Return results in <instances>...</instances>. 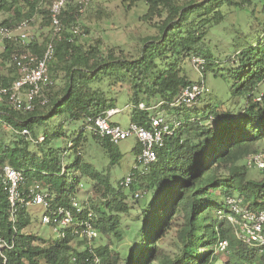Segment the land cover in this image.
I'll return each instance as SVG.
<instances>
[{
	"label": "trees",
	"instance_id": "obj_1",
	"mask_svg": "<svg viewBox=\"0 0 264 264\" xmlns=\"http://www.w3.org/2000/svg\"><path fill=\"white\" fill-rule=\"evenodd\" d=\"M143 1L147 8L143 22L155 33L139 39L135 55L79 44L71 31L79 5L67 3L60 16L62 31L54 37L52 85L28 111L15 109L0 97V168L10 165L22 172L21 191L38 184L49 193L52 204L73 212L80 209L64 237L26 232L32 221L30 209L18 206L14 221L9 219L0 176V239L7 244L0 252V263L5 259L4 264H93L96 256L99 264H264V243L248 244L238 238V224L230 218L239 216L228 203L239 198L243 208L264 211V167L260 168L262 178L254 180L248 178L247 166L238 164L250 154L264 152L259 149L264 141V95L258 96V87L264 83V0ZM50 2L0 0V11L8 13L1 25L14 26L37 12L43 15V25H48L44 6ZM231 9L251 15L253 35L234 50L233 66L222 68L204 38L225 21ZM257 12L262 16H256ZM82 30L88 33V28ZM45 41L31 39L26 46L4 42L0 86L10 85L18 76L12 55L25 50L40 54ZM193 58L202 62L199 70L194 67L201 75L198 81L205 83L209 73L227 85L229 97L235 100L231 108L202 104L208 92L190 106H171L181 90L194 82L183 67ZM103 81L108 82L106 90L93 86ZM117 85L129 90V122L148 128L152 116L170 111L164 118L173 129L172 134H163L154 162L144 169L125 164L134 173L127 186L122 184L126 175L111 180L112 166L124 169L117 144L93 135L86 120L109 108L118 109L119 98L112 92ZM75 122L78 128L64 130ZM23 130L28 134H22ZM89 135L109 158L106 172L86 157L83 145ZM139 149L136 141L133 163ZM87 183L99 200L77 199ZM131 199L138 203L134 218H130ZM87 213L107 241L97 246L91 242V249L83 241L84 248L78 250L72 245L77 239L72 230ZM170 234H174V249L167 252L163 244ZM222 242L226 246L220 250Z\"/></svg>",
	"mask_w": 264,
	"mask_h": 264
},
{
	"label": "built area",
	"instance_id": "obj_2",
	"mask_svg": "<svg viewBox=\"0 0 264 264\" xmlns=\"http://www.w3.org/2000/svg\"><path fill=\"white\" fill-rule=\"evenodd\" d=\"M69 2H76L79 5L78 14H81L89 0H51L47 5L49 13L50 35L44 44V48L40 54H35L30 50H25L12 55V61L16 68L18 76L8 86H0V97H5L8 104L18 110L28 111L34 106V99L41 97L42 92L52 85L50 77V64L54 58L55 45L54 37L62 31L61 13L65 5ZM33 17L24 19L14 26L0 25V46L4 42L12 41L26 46L32 37H29L26 30L29 22ZM73 34L80 33V26L76 22L73 23ZM193 66L199 70L200 59H192ZM208 92V88L203 80L194 81L185 86L179 96L171 103V106L186 105L190 106L204 93ZM45 100H41L44 103ZM140 108H144L142 103ZM119 112L117 108H109L100 115L89 116L86 118L89 131L96 136L106 137L112 143L118 144L121 140L134 137L140 149L136 155L133 169H144L148 164L156 160V148L163 145V134H172L173 129L170 128L163 115L158 113L150 118V126L148 128L140 126L136 123L129 122L126 127L112 123V117ZM22 134L27 135V131L23 130ZM264 152L250 154L244 161L246 166L264 167ZM133 172L130 171L124 177L122 184L127 186L133 180ZM24 182L22 172L11 167L3 165L1 167V183L3 189L7 193L9 201V219L14 221L18 206H41L42 214L40 216L41 223L48 225L55 234V238L64 237L66 230L72 228L76 222V214L80 209L76 203L72 205L76 207L75 212L72 209L62 205L52 204L49 193L42 189L38 184H34L25 191L20 190L21 184ZM231 210L239 216V219L230 218V220L238 224V238L248 244L264 243V235L262 227L264 225V211L253 212L241 206L239 198L228 199ZM91 213H87V218L81 220L79 226L72 230V234L76 238L87 243L91 249V242L98 236L97 229L92 225L90 220ZM6 243L0 239V252ZM226 242L220 244V249H224ZM91 251V250H90ZM5 259L2 263L4 264ZM99 264L98 257L94 256V263Z\"/></svg>",
	"mask_w": 264,
	"mask_h": 264
},
{
	"label": "rangeland",
	"instance_id": "obj_3",
	"mask_svg": "<svg viewBox=\"0 0 264 264\" xmlns=\"http://www.w3.org/2000/svg\"><path fill=\"white\" fill-rule=\"evenodd\" d=\"M47 8V5L44 6ZM251 8V6H249ZM260 5H257L259 10ZM146 5L143 0H89L84 11L76 16L75 22L80 26V33L77 34L79 44L83 47H88L98 44L100 48H113L115 53L119 54L122 50L124 55H135L137 49L140 47L139 39L142 36L155 33V29L143 22L142 16L146 12ZM47 10V9H46ZM256 16L261 17V13L257 12ZM33 20L29 22L27 27V34L29 37L36 39L38 42L45 41L50 35V24L43 25V15L38 12L34 14ZM8 18V13L0 11V25L1 22ZM252 17L249 13L231 9L224 22L220 25L212 27L204 38V42L211 51V53L222 61L220 65L222 68H228L233 66L234 63V50L238 45L246 41H250L253 35V29H251ZM82 27L88 28V33H84ZM46 42V41H45ZM3 46H0V50ZM183 67L192 81H198L200 79V73L194 68L191 61H185ZM62 76V75H61ZM205 84L208 88V94L201 101L206 105H218L220 109L231 108L233 102L229 97V91H227V85L220 79L213 78L212 74H205ZM108 82L103 81L93 84V86L107 89ZM113 94L119 98L117 107L119 112L115 114L111 121L118 123L122 127L128 125V115L130 108L127 106L129 90L126 85L113 86ZM264 95V83L258 87V96ZM242 103V102H241ZM164 117L170 113L160 111ZM78 123H71L64 126L65 131H72L78 128ZM41 139V137L39 138ZM136 144L134 137L121 140L117 146L119 151L124 156V163L122 171H118L117 165L112 166L110 169L111 180L113 178H119L128 173L125 169V164L133 165V153L132 150ZM86 157L89 161L99 170L106 172L109 166V158L107 157L105 150L99 146L93 139L88 136V139L84 141ZM259 149L264 150V141L260 143ZM84 151V149H83ZM238 164H244L246 161L241 160ZM248 178L258 180L262 178L260 168L256 166L247 167ZM1 176V168H0ZM82 189L78 193L77 199L87 201V196H91L93 199L99 200V195L95 192V189H91L89 183L81 187ZM85 189V190H84ZM87 189V191H86ZM88 192V193H87ZM143 200V198H140ZM139 199L138 202H141ZM133 207L130 218H134L138 214V203L136 201L128 200ZM30 213L32 214V221L27 228L26 232L40 235L44 238L52 237L55 234L52 229L46 225L40 223V216L43 212L41 206H30ZM37 218V219H36ZM128 217L124 218L127 223ZM238 234V232H236ZM174 234H170L165 243L164 249L167 252H171L174 249ZM106 242L103 236L98 233V236L92 240V246H97L99 243ZM72 245L82 250L85 243L80 239H75ZM221 250V249H220ZM220 261L225 260V255L221 254Z\"/></svg>",
	"mask_w": 264,
	"mask_h": 264
},
{
	"label": "crops",
	"instance_id": "obj_4",
	"mask_svg": "<svg viewBox=\"0 0 264 264\" xmlns=\"http://www.w3.org/2000/svg\"><path fill=\"white\" fill-rule=\"evenodd\" d=\"M129 122V121H128Z\"/></svg>",
	"mask_w": 264,
	"mask_h": 264
}]
</instances>
